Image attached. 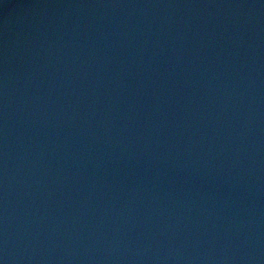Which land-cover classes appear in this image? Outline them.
<instances>
[{"label": "water", "instance_id": "water-1", "mask_svg": "<svg viewBox=\"0 0 264 264\" xmlns=\"http://www.w3.org/2000/svg\"><path fill=\"white\" fill-rule=\"evenodd\" d=\"M0 264H264V0H0Z\"/></svg>", "mask_w": 264, "mask_h": 264}]
</instances>
